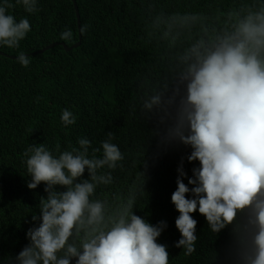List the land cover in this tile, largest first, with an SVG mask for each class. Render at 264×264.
Segmentation results:
<instances>
[{"label": "trees", "instance_id": "1", "mask_svg": "<svg viewBox=\"0 0 264 264\" xmlns=\"http://www.w3.org/2000/svg\"><path fill=\"white\" fill-rule=\"evenodd\" d=\"M76 1L81 43L66 50L60 43L70 47L80 39L72 0H37L33 13L7 0L12 7L6 14L17 22L28 19L31 30L18 48L0 44V264H17L15 258L30 243L28 230L40 223L33 215H40V200L48 195L43 182L34 190L27 186L31 176L24 153L29 146L43 144L58 158L86 138L89 158H102L101 143L109 132L124 159L115 170H99L111 172L113 182L98 186L93 199L105 200L111 212L133 198L136 215L153 226L166 222L157 243L166 246L169 264H245L252 236L245 233L242 245L235 229L247 222L248 209L219 233L199 211L192 213L198 222L195 251L185 256L176 247L180 213L171 197L178 169L183 167V182L191 189L188 180L200 162L188 160L193 149L169 134L171 119L161 118L166 109L174 110L171 98L186 95V83L180 82L185 50L201 39L210 45L217 35L234 32L241 20L264 11V0ZM65 31L71 32L69 39H61ZM52 43L58 44L34 53ZM20 53L29 58L27 67L19 63ZM155 95L161 105L145 109ZM65 109L76 123L61 133L57 128ZM86 179L87 169L77 182ZM187 198H193L191 192Z\"/></svg>", "mask_w": 264, "mask_h": 264}, {"label": "clouds", "instance_id": "2", "mask_svg": "<svg viewBox=\"0 0 264 264\" xmlns=\"http://www.w3.org/2000/svg\"><path fill=\"white\" fill-rule=\"evenodd\" d=\"M36 2L17 0L28 13L37 10ZM11 7L7 0L0 6V44L18 48L31 26L26 18L17 22L6 14ZM70 37V31L61 34V39ZM180 60L185 65L180 82L186 83V95L168 101L174 110L166 109L161 121H173L169 134L191 146L188 160H198L200 167L188 180L194 185L191 189L183 182V167L178 169L177 190L171 197L180 213L176 247H182L185 256L195 251L198 222L192 213L199 211L211 231L219 233L248 209L247 222L235 229L242 245L245 233L252 236L251 254L243 259L245 264H264V11L241 20L234 32L217 35L210 45L199 40ZM18 61L24 67L30 63L24 53ZM161 103V96L155 95L144 108L152 110ZM61 119V133L76 123L67 109ZM113 137L109 132L101 143L102 158H89L91 141L86 138L78 141L79 148L58 158L43 144L25 151L28 188L34 190L43 182L48 195L40 200V215H33L40 223L28 230L30 243L15 258L17 264H71L73 258L76 264H169L166 246L157 243L166 222L153 226L136 215L133 198L111 212L105 200L93 199L98 186L113 182L111 172L99 170H115L124 159ZM86 169L90 179L77 182ZM57 185L66 191H56Z\"/></svg>", "mask_w": 264, "mask_h": 264}, {"label": "water", "instance_id": "3", "mask_svg": "<svg viewBox=\"0 0 264 264\" xmlns=\"http://www.w3.org/2000/svg\"><path fill=\"white\" fill-rule=\"evenodd\" d=\"M73 3H74L75 10H76L77 18H78V27H79V33H80V29H81V27H80V12H79V8H78V5H77V1L76 0H73ZM80 43H81V35H80L79 41H77L76 43H74L70 47H68L65 43H60V44H62L65 47L66 50H70L72 47L79 46ZM57 44L58 43H52V44L47 45V46L43 47L42 49H40V50H38V51H36L34 53H41L44 50L49 49V48H52V47H54Z\"/></svg>", "mask_w": 264, "mask_h": 264}]
</instances>
